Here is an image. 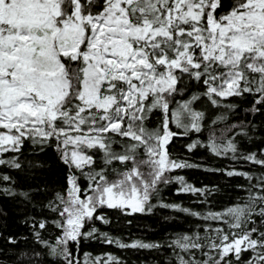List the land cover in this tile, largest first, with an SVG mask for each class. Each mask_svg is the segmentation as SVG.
<instances>
[{"label":"snow or ice","instance_id":"obj_1","mask_svg":"<svg viewBox=\"0 0 264 264\" xmlns=\"http://www.w3.org/2000/svg\"><path fill=\"white\" fill-rule=\"evenodd\" d=\"M209 107L223 111L212 118ZM240 108L264 117V0H0V168L37 167L21 159L26 144L51 149L67 168L66 187L51 197L39 187L18 190L0 171V197L36 207L44 194L55 214L31 218L40 247L22 264H126L112 254L81 260V245L100 239L166 249L163 264H264V171L226 170L248 184L240 186L246 197L222 211L162 196L173 183L177 194L210 191L172 175L202 167L173 154L181 138L206 133V143L194 139L186 150L264 168V148L243 152L237 141L253 140L264 121L229 122ZM157 207L220 226L130 243L95 226L111 222L106 209L132 216ZM49 225L51 240L40 231Z\"/></svg>","mask_w":264,"mask_h":264},{"label":"trees","instance_id":"obj_2","mask_svg":"<svg viewBox=\"0 0 264 264\" xmlns=\"http://www.w3.org/2000/svg\"><path fill=\"white\" fill-rule=\"evenodd\" d=\"M232 102L240 103L237 98H231ZM251 101V97L248 98ZM249 106L248 102L242 105ZM242 108L236 110V115L229 114V122H239L242 119H252L257 124L264 121L261 116H245ZM223 110L208 109V115L212 118L220 115ZM222 126V125H221ZM201 139L206 143V133L196 136L181 138L171 146L173 154L193 163L202 165L199 168L178 169L172 175L185 177L186 182L196 188H207L210 191L204 195L199 193H179L177 194L178 184L173 183L165 187L162 196L165 202L180 203L183 207H189L197 211L205 212L209 209L222 211L240 199L246 197V192L240 186H246L248 181L240 176L229 177L225 174L226 170L246 171L258 175L264 171L259 165L243 160H233L229 157H216L206 148H198L189 153L184 145L194 139ZM264 131L257 130V135L253 140L246 137H237L239 147L243 152H257L264 148ZM25 159L32 162L37 167L25 168L24 171L0 168V171L11 175L16 181L15 187L18 190H29L35 188L45 189L47 197L66 187L67 168L58 160L56 154L51 149L43 153H38L31 146L25 145L23 150ZM14 155V154H6ZM255 182V181H253ZM36 207H25L18 199L0 197V208L6 215H0V264H22L21 257L27 253L31 255L33 249H39L40 245L34 240L31 227V218L36 220H51L54 213L43 207L47 203L44 194L35 196ZM110 219L107 225L99 221L95 226L100 231L108 232L114 238L122 239L124 242L133 240H143L145 242H163L171 239L175 233L191 232L197 224H212L213 227L220 226L217 222H204L198 218L187 216L184 213L176 212L172 209L159 208L153 210L151 214H134L132 216L121 215L116 210H104ZM174 217V219H166ZM28 221L27 223L25 221ZM130 222V223H129ZM41 235L50 239L57 234L54 226L49 225L46 230H40ZM8 237L16 240L15 244L8 242ZM91 254L93 257L108 254L116 255L126 262V264H163L164 256L168 255V250L157 252L146 249H120L115 244H108L100 240L85 241L80 247V257ZM50 260L55 258L49 257Z\"/></svg>","mask_w":264,"mask_h":264}]
</instances>
